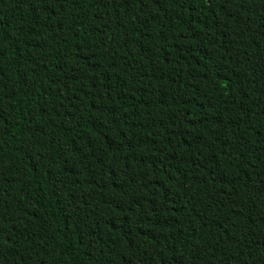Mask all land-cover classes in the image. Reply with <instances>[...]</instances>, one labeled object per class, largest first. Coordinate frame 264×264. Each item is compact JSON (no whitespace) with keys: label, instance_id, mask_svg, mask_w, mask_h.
Wrapping results in <instances>:
<instances>
[{"label":"trees","instance_id":"obj_1","mask_svg":"<svg viewBox=\"0 0 264 264\" xmlns=\"http://www.w3.org/2000/svg\"><path fill=\"white\" fill-rule=\"evenodd\" d=\"M0 264H264V0H0Z\"/></svg>","mask_w":264,"mask_h":264}]
</instances>
